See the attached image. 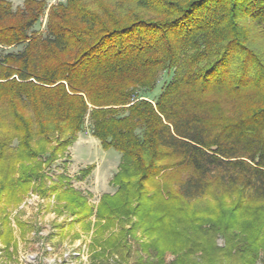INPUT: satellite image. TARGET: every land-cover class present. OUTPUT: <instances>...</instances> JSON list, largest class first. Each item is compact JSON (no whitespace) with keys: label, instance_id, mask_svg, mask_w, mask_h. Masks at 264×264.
<instances>
[{"label":"trees","instance_id":"16d2710c","mask_svg":"<svg viewBox=\"0 0 264 264\" xmlns=\"http://www.w3.org/2000/svg\"><path fill=\"white\" fill-rule=\"evenodd\" d=\"M45 8V0H0V201L44 185L43 164L87 120L101 148L121 155L100 220L118 218L105 214L114 199L125 215L147 218L143 252L154 264L170 254L167 264L254 263L264 245L239 238L236 217L207 224L200 219L211 212L188 204L235 197L232 213L264 206V0H65L39 31ZM161 74L169 80L145 99ZM49 190L71 214L89 213L71 186ZM218 234L227 250L216 247Z\"/></svg>","mask_w":264,"mask_h":264},{"label":"rangeland","instance_id":"374dc122","mask_svg":"<svg viewBox=\"0 0 264 264\" xmlns=\"http://www.w3.org/2000/svg\"><path fill=\"white\" fill-rule=\"evenodd\" d=\"M7 1L15 7L21 6L24 0ZM57 3H65V0H45L46 8L41 19L42 25L36 29L44 30L48 10ZM262 31V36L257 38V48L264 54V30ZM168 80V75L161 74L154 90L141 95L147 100L154 101ZM56 144L53 141L47 147H55ZM120 157V153L113 149L101 148L99 141L90 135V127L86 120L72 146L62 148L55 160L43 164L41 173L44 172L45 175L44 185L31 183L27 185L28 191L21 196L15 195L14 199L7 201L8 198L6 200L3 198L0 201V221L4 202H6L7 220L2 229L5 232V243L0 240V264H31L29 260L39 261L41 264L156 263L157 259L152 251L143 252V246L150 241V237L144 235L143 231L146 225H150L149 222H143L147 218L141 221L140 215L130 217L125 215L121 211L124 204L117 202V199H114L115 210L112 208L105 210L108 211L105 214L110 211L118 213L116 220L108 222L97 217L103 197L115 192L111 180L117 172ZM89 165H94L93 170L89 175H83L81 170ZM164 181L172 187L171 179ZM54 184L71 186L79 192L86 199L89 213L73 215L70 210L63 208L65 203L58 201V193L49 190ZM214 200L205 198L188 204V207L191 209L193 207L200 213L211 212L210 215L205 216V219H200L207 224L218 223L231 214V217L237 219L236 229L239 238L246 237L247 242L255 239L256 248L264 245L262 204L248 203L232 213L230 210L235 209L237 204L235 197L222 199L220 207ZM159 204H162L163 209L168 205L164 200ZM162 242L172 243L167 237ZM214 243L216 247L227 250L226 240L221 234L215 236ZM5 245L9 248L5 251L1 250ZM251 255L252 253L249 256ZM258 256L261 259H258ZM173 258V255H167L164 263L171 262ZM187 258L193 261V258H198V253L193 254L192 257L189 254ZM223 259L221 261L223 264H236L234 259ZM252 264H264V247L257 250V257Z\"/></svg>","mask_w":264,"mask_h":264},{"label":"built area","instance_id":"2783aa9c","mask_svg":"<svg viewBox=\"0 0 264 264\" xmlns=\"http://www.w3.org/2000/svg\"><path fill=\"white\" fill-rule=\"evenodd\" d=\"M31 262V264H41L39 261H35V260H29ZM69 264L68 262H65V263H61V264ZM52 264H56V263H52ZM60 264V262H59Z\"/></svg>","mask_w":264,"mask_h":264},{"label":"crops","instance_id":"0c3cea01","mask_svg":"<svg viewBox=\"0 0 264 264\" xmlns=\"http://www.w3.org/2000/svg\"><path fill=\"white\" fill-rule=\"evenodd\" d=\"M16 249H17V247H16Z\"/></svg>","mask_w":264,"mask_h":264}]
</instances>
